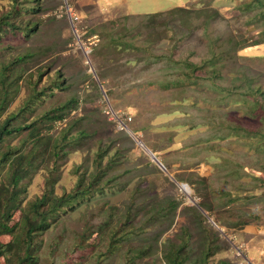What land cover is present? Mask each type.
<instances>
[{
    "label": "rangeland",
    "instance_id": "1",
    "mask_svg": "<svg viewBox=\"0 0 264 264\" xmlns=\"http://www.w3.org/2000/svg\"><path fill=\"white\" fill-rule=\"evenodd\" d=\"M121 1L0 0V17L19 4L26 9L12 17L15 26L35 28L29 37L18 29L0 40V70L15 63L23 75L0 122L23 105L30 80L40 91L59 80L65 89H54L25 120L78 100L64 122L42 130L56 136L71 124L87 134L60 162L53 193L70 192L89 176L99 148L116 160L117 183L45 233L38 264H166L164 254L182 246L183 264H264V23L257 8L239 10L254 0ZM173 8L188 24H197L193 10L219 11L224 21L211 32L214 45L201 31L176 28L170 17L144 24L142 15ZM119 37L137 48L119 47ZM146 39L153 44L140 50ZM226 49L233 51L224 55ZM212 50L224 66L214 82L227 91H213L203 70L200 80L181 82L189 64L202 66ZM9 142L31 148L26 130ZM52 162L30 181L25 204L48 190ZM85 228L93 235L79 247ZM115 228L124 239L108 253Z\"/></svg>",
    "mask_w": 264,
    "mask_h": 264
},
{
    "label": "trees",
    "instance_id": "2",
    "mask_svg": "<svg viewBox=\"0 0 264 264\" xmlns=\"http://www.w3.org/2000/svg\"><path fill=\"white\" fill-rule=\"evenodd\" d=\"M241 7L239 10L242 13L257 8L259 10L257 15L261 17L264 23V0H254L245 3ZM22 9L26 8H21L19 4H16L13 10L0 17V40L4 34L11 31L16 32L19 29L15 26L12 17L21 13ZM193 11V17L197 24H188L184 19H179L177 16L179 8L142 16L146 25L149 23L154 24L155 19L160 16L170 17L176 28H187L189 32H203L208 42L213 46L214 39L211 37V32H215L220 25L218 23L224 21V19H221L219 11L213 8H201ZM34 29L27 26L25 29L19 30H21L22 35L29 37L35 31ZM261 35L264 40V29H262ZM113 39L119 47L126 50L133 47L137 48L135 44L124 40V37ZM142 42L144 44L139 47L140 50H149L150 45L153 44V40L150 39ZM262 43L264 44V42ZM259 44L260 42L257 43V45ZM231 51L233 49H226L223 54L228 55ZM233 57V60L238 59L237 56ZM221 59V55L212 50L210 58L202 66L194 63L189 64V72L181 76L183 77L181 82L189 80L190 77L200 80L201 78L196 74L198 71L203 70L204 75L202 77L209 81V86L213 91L216 93L227 91L214 82L223 76L222 69L224 66L219 65ZM14 65L15 63H9L0 70V119L8 111L20 91V82L23 75L17 76L16 69L13 68ZM30 83L32 84L31 92L23 105L16 112H9L0 122V264H38L45 233L61 217L76 211L77 208L84 203H88L95 195H103L106 189L118 181V178L112 175V172L116 169V160L106 158V151L99 148L94 155L93 171L89 176L82 175L79 177L76 186L70 192H64L62 195L53 193L54 184L58 178L56 172L60 168V162L69 155L77 144L87 137V134L83 129H75L76 132L74 133L71 124H68L56 136H45L43 134L42 130L45 125L50 124L51 126L55 121L64 122L66 120L68 113L78 105V100L75 99L52 106L43 112L41 116L25 123L27 116H32L37 107L45 100V97L52 96L54 89H65L63 82L59 80L53 82L52 90L40 91L38 90V81L32 82L30 80ZM241 95L244 97L243 94ZM25 130L28 131V141L31 143V148L25 146L15 148L12 146L9 142L10 139ZM45 138H47V141L40 145ZM34 146L35 148H33ZM32 149L36 150L32 152ZM105 159L108 160L105 161ZM49 161L53 162L51 167L48 165L47 168L50 171L47 180L48 190L46 189L41 196L25 204L30 181L42 166H47ZM17 215H19L18 219L15 220ZM246 224L247 222L243 221L239 226L242 227ZM99 232L105 231L100 229ZM118 233L119 230L117 231L116 228L110 230L108 253L114 251L118 247V242L124 239L118 237ZM82 235V244L79 247H83V242L91 238L93 232L85 228ZM3 237H10V240L5 243L2 241ZM182 247L176 252L168 250L164 254L166 264H183V261L180 260L183 253ZM139 252L142 253V250ZM142 256L144 257V255L140 257ZM211 256L210 254L207 258Z\"/></svg>",
    "mask_w": 264,
    "mask_h": 264
},
{
    "label": "water",
    "instance_id": "3",
    "mask_svg": "<svg viewBox=\"0 0 264 264\" xmlns=\"http://www.w3.org/2000/svg\"><path fill=\"white\" fill-rule=\"evenodd\" d=\"M94 72V71H93ZM102 87V85H100ZM105 96H106V93L104 92ZM150 154H151V158L153 161H155V163L162 169V170H165L167 171V169L165 168V166L163 165V163L161 161H159V159L156 157V155L150 151ZM182 186H185V187H188L186 184H181ZM189 188V187H188Z\"/></svg>",
    "mask_w": 264,
    "mask_h": 264
},
{
    "label": "built area",
    "instance_id": "4",
    "mask_svg": "<svg viewBox=\"0 0 264 264\" xmlns=\"http://www.w3.org/2000/svg\"><path fill=\"white\" fill-rule=\"evenodd\" d=\"M70 15H71V17H73V13L72 12L70 13ZM74 20H79V19L75 18ZM118 125H119V128L122 129V130L125 129V127H126L122 120H118ZM240 256H242V255H240ZM248 263L251 264V262H248Z\"/></svg>",
    "mask_w": 264,
    "mask_h": 264
},
{
    "label": "crops",
    "instance_id": "5",
    "mask_svg": "<svg viewBox=\"0 0 264 264\" xmlns=\"http://www.w3.org/2000/svg\"><path fill=\"white\" fill-rule=\"evenodd\" d=\"M122 1H123V0H122ZM122 1H121V2H122ZM117 4H119L118 1L116 2V5H117ZM97 5H98L97 7L100 8L101 4H99V3L97 2ZM116 5H115V4H109V6L111 7V9H112L113 7H115ZM131 15H132V14H131Z\"/></svg>",
    "mask_w": 264,
    "mask_h": 264
}]
</instances>
